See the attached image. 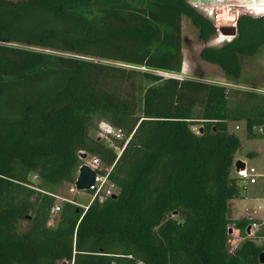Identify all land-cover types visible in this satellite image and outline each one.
<instances>
[{
  "label": "trees",
  "instance_id": "16d2710c",
  "mask_svg": "<svg viewBox=\"0 0 264 264\" xmlns=\"http://www.w3.org/2000/svg\"><path fill=\"white\" fill-rule=\"evenodd\" d=\"M209 6L223 20L224 2ZM207 17L186 0H0V264H260L264 223L247 238L253 220L229 217L242 188L229 122L264 139V94L178 75L184 19L200 59L237 81L264 16H239L219 46ZM97 122L124 133L119 157L91 135ZM82 153L111 169L117 197L66 201L51 226ZM231 225L244 236L232 253Z\"/></svg>",
  "mask_w": 264,
  "mask_h": 264
},
{
  "label": "rangeland",
  "instance_id": "374dc122",
  "mask_svg": "<svg viewBox=\"0 0 264 264\" xmlns=\"http://www.w3.org/2000/svg\"><path fill=\"white\" fill-rule=\"evenodd\" d=\"M18 1V0H11ZM190 5L195 7V9L206 16V12L213 13L211 5L214 0H186ZM220 1V0H219ZM224 2V17L223 20H211L217 28V35L213 41H210V45H221L222 43L233 39V33L236 29L237 18L241 15H251V16H264V0H221ZM197 2V5L196 3ZM208 4V5H206ZM219 14L222 13V10L217 11ZM205 43L200 39L198 29L192 25L188 19L183 20V47H184V64H183V74L178 75L180 77H189L190 79L203 81H220L224 82L227 85L234 87V89L255 91L264 94V46L254 55V56H242L241 61L243 64V74L242 77L237 81H227L224 77L222 70L209 63H205L200 59L199 53L201 48ZM108 123L106 122H97L93 124L90 129V133L93 137L101 139L105 144H108V139L104 136L102 128H108ZM234 125L236 123H230L231 130L238 132L243 152H246L249 156H257V152H260V155L256 157L253 161H250L249 164L254 165L259 173L264 171V140L260 139H251L246 140L245 128L236 130ZM237 128V126H236ZM124 141L115 142L116 152L119 151V148H122ZM109 146V145H108ZM89 156V155H88ZM264 180L260 177L256 184H248L249 186V195L254 193L255 189L259 186H262ZM263 188V187H262ZM116 194L119 192L118 188L115 190ZM59 198H57V204L62 206L66 201H75L81 207H87L91 201V195L88 191H78L76 190L75 183H63L57 190ZM258 194L260 197L263 196ZM57 215L53 217L50 222L51 226L56 224ZM256 223L261 221L255 220ZM263 222V221H262ZM233 226L231 225V228ZM233 227V231H234ZM259 228L253 230L251 235L245 233L247 238H252L255 233H257ZM231 239L229 243V250L232 253L243 241L244 236L236 232H232ZM259 245L264 246V240L258 242ZM71 264V263H67ZM261 264V263H260Z\"/></svg>",
  "mask_w": 264,
  "mask_h": 264
},
{
  "label": "built area",
  "instance_id": "2783aa9c",
  "mask_svg": "<svg viewBox=\"0 0 264 264\" xmlns=\"http://www.w3.org/2000/svg\"><path fill=\"white\" fill-rule=\"evenodd\" d=\"M192 130L196 134L200 133L198 126H193ZM254 130L256 133L264 134L263 127H255ZM102 131L104 133V136L109 141L107 145H109V147L112 149L116 147L115 142L124 141V144H125L127 141V139L124 136V133L120 129H115L114 127L108 125V128L106 129L102 128ZM123 148L124 146L122 148H119V151L116 152L117 157L121 155ZM243 164H244L243 168L236 169V178L239 179V181L243 185L256 184L261 174L259 173V171L257 170L255 166L249 165L248 163H243ZM83 165L90 167L96 173L95 183L88 190V192L91 195L90 203H92L93 201H98L100 203H103L108 198L112 197L113 195H116L115 190L117 189V186L113 182H111L109 178V173L111 169H104L103 162L100 157L93 156V155H89V156L87 155V157L83 159ZM38 179L39 177L37 175L31 176V180L33 182L38 181ZM56 197L59 198V196H56ZM87 207H85V209ZM60 210H61V206L56 204L52 210V217H54L57 213H59ZM257 227L258 225L254 223L252 224L251 229L253 230V229H256Z\"/></svg>",
  "mask_w": 264,
  "mask_h": 264
},
{
  "label": "crops",
  "instance_id": "0c3cea01",
  "mask_svg": "<svg viewBox=\"0 0 264 264\" xmlns=\"http://www.w3.org/2000/svg\"><path fill=\"white\" fill-rule=\"evenodd\" d=\"M230 123H234V124L236 123L237 128L234 125L235 129L240 130L243 127L245 128V122L243 120H237V121L229 122V131L231 133L236 134L239 137V134L237 131L231 130ZM245 136L247 138L246 140H251V139H248V137L246 135V128H245ZM239 139H240V137H239ZM260 140H264V139H260ZM241 148H242V145L240 146L238 151L235 153V162H234V165L231 169V176L233 178H236V166H235L236 162L241 161L243 163L249 164L250 161H253V159L255 160L256 157H258L260 155V152L258 151L257 156H256V154H255V156H249L246 154V152H243V150H241ZM249 165H251V164H249ZM252 166H254V165H252ZM260 174H261L260 177L264 180V171ZM240 184L242 185L241 186L242 187L241 188V196L239 198H234V199H231L229 201V217L232 220L245 218V219L253 220L254 223H256L255 220H259L261 222L256 223L258 225L257 228H259L261 226V224L264 223V194L262 197H260L258 194L262 195V193H264V182H262V186H259L257 189L254 190L255 192L250 194V195H249V186L246 187L247 185H243L241 182H240ZM250 227H252V225ZM253 230H255V229H253ZM253 230L250 229V231L248 232V229H247L248 235H251ZM233 232H234V234L236 232L241 234L240 231L236 228L234 229ZM63 264H67V263H63Z\"/></svg>",
  "mask_w": 264,
  "mask_h": 264
},
{
  "label": "water",
  "instance_id": "95a60500",
  "mask_svg": "<svg viewBox=\"0 0 264 264\" xmlns=\"http://www.w3.org/2000/svg\"><path fill=\"white\" fill-rule=\"evenodd\" d=\"M233 38L236 36V29L233 33ZM181 78V77H179ZM201 132V130H200ZM87 157V153H82L81 154V158L85 159ZM236 169L239 168H243L244 164L241 161L236 162L235 164ZM95 177H96V173L88 166L83 165L80 169H79V174L77 177V180L75 182V187L76 190L78 191H88L90 189L91 186L94 185L95 183ZM117 195H113L112 198H116ZM251 227H248V232L250 231ZM233 232V229L229 230V234H231ZM260 263L264 264V253L261 254V259H260Z\"/></svg>",
  "mask_w": 264,
  "mask_h": 264
}]
</instances>
